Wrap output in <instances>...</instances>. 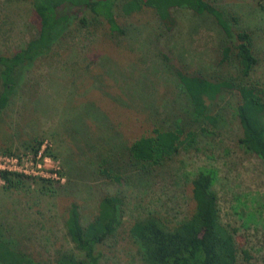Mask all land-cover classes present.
Listing matches in <instances>:
<instances>
[{
    "label": "rangeland",
    "instance_id": "obj_1",
    "mask_svg": "<svg viewBox=\"0 0 264 264\" xmlns=\"http://www.w3.org/2000/svg\"><path fill=\"white\" fill-rule=\"evenodd\" d=\"M208 1L233 31L252 33L259 63L244 82L264 84L263 11L255 0ZM172 13L175 22L167 31L149 7L129 15L119 10L121 34L110 32L103 19L90 20L88 12L86 26L72 17L50 51L26 67L0 113V169L53 180L7 189L0 179V231L36 264H55L63 250L77 252L64 224L71 203L86 223L100 198L115 193L124 196L125 213L116 240L100 247V263L143 264L128 234L130 223L153 215L174 225L189 216L191 179L200 168L216 171L220 219L237 228L252 256L240 264H264V161L238 144L237 94L225 91L210 103V112L222 118L210 132L177 86L175 70L213 80L238 77L229 61L221 62L225 35L210 17L186 8ZM38 30L28 0H0V54L23 48ZM154 127L194 131V141L139 173L128 147ZM36 140L46 141L50 158L33 157L29 146ZM11 158L18 161H7ZM102 168L121 180L105 176Z\"/></svg>",
    "mask_w": 264,
    "mask_h": 264
},
{
    "label": "trees",
    "instance_id": "obj_2",
    "mask_svg": "<svg viewBox=\"0 0 264 264\" xmlns=\"http://www.w3.org/2000/svg\"><path fill=\"white\" fill-rule=\"evenodd\" d=\"M39 18V30L35 37L11 55L0 54V113L21 79L26 67L39 56L47 54L52 43L67 26L72 17L80 25H88L89 19H103L112 33H124L116 12L125 15L151 8L170 30L175 22L173 9L186 8L198 16L212 18L225 35L221 45V62L229 61L238 72L235 78L209 79L175 70L177 86L186 95L192 113L210 127V132L222 124V118L210 112V103L225 91L234 90L238 100L235 113L241 134L238 144L264 161V84L257 81L244 82L251 77L259 63L253 46V36L248 29L233 31L223 12L208 0H28ZM264 13L263 0H255ZM89 13L88 18L85 13ZM233 20H236L233 17ZM233 40L231 44L227 43ZM202 130H205L202 128ZM209 130V129H207ZM206 130V131H207ZM194 131L184 133L182 127L164 129L154 127L151 132L134 139L128 147L131 161L139 173L155 167L177 153L184 144L194 141ZM43 141L29 146L36 157ZM50 154L48 147L42 156ZM41 156V157H42ZM101 173L120 181L121 176H112L107 168ZM141 172V173H142ZM144 174V173H143ZM0 179L7 189H23L24 184L38 179L44 184L52 183L50 177L29 176L19 171L0 170ZM217 173L213 169L200 168L191 179V213L174 225H168L153 215L135 219L128 228L129 237L136 245L143 264H240L252 258L244 246L237 228L220 219L218 195L214 189ZM125 213V198L120 193L107 194L100 198L96 215L86 223L81 222L79 207L71 203L65 219V231L77 252L63 250L56 253L55 264H101L103 253L100 247L116 240ZM0 231L1 264H36L35 260L10 245Z\"/></svg>",
    "mask_w": 264,
    "mask_h": 264
},
{
    "label": "built area",
    "instance_id": "obj_3",
    "mask_svg": "<svg viewBox=\"0 0 264 264\" xmlns=\"http://www.w3.org/2000/svg\"><path fill=\"white\" fill-rule=\"evenodd\" d=\"M47 146V144H46V141L45 142H43L42 143V146H41V149L39 150V152H38V154H37V159H41V156H42V154H43V150H44V148ZM34 157V156H33ZM35 158V157H34ZM42 158L43 159H48V158H50L49 156H46V155H44V156H42ZM7 161H11V162H17L18 160L15 158V159H7ZM3 169H0V170H11V168L10 167H7V166H5V165H3V167H2ZM13 171H15V170H13ZM53 175H56V173H53Z\"/></svg>",
    "mask_w": 264,
    "mask_h": 264
}]
</instances>
